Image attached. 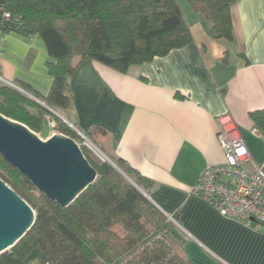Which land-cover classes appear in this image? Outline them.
Here are the masks:
<instances>
[{"label":"crops","instance_id":"0c3cea01","mask_svg":"<svg viewBox=\"0 0 264 264\" xmlns=\"http://www.w3.org/2000/svg\"><path fill=\"white\" fill-rule=\"evenodd\" d=\"M179 2L193 43L126 73L83 62L68 78L70 108L54 111L91 132L107 158L151 181L147 199L176 216L190 264H264V227L226 219L190 194L202 171L224 162L221 116L233 119L253 160L264 164V141L251 133V113L264 110V0L231 5L232 42L211 38V22ZM49 63L56 60L40 35L0 37V78L41 102L53 86Z\"/></svg>","mask_w":264,"mask_h":264},{"label":"trees","instance_id":"16d2710c","mask_svg":"<svg viewBox=\"0 0 264 264\" xmlns=\"http://www.w3.org/2000/svg\"><path fill=\"white\" fill-rule=\"evenodd\" d=\"M237 1L188 0L211 22L210 37L228 42L234 40L231 5ZM4 6L11 21L0 22V30L40 35L56 60L48 64L54 81L42 102L61 115L72 103L68 78L83 62L97 61L126 73L133 65L193 43L177 0H4ZM0 114L36 133L50 117L79 143V137L43 105L4 84H0ZM251 118L264 136V110L251 113ZM84 134L95 140L91 132ZM81 150L97 179L67 208L38 192L0 155V179L36 215L34 226L0 256V264H190L177 225L110 163ZM109 159L148 191L149 179L123 159Z\"/></svg>","mask_w":264,"mask_h":264},{"label":"water","instance_id":"95a60500","mask_svg":"<svg viewBox=\"0 0 264 264\" xmlns=\"http://www.w3.org/2000/svg\"><path fill=\"white\" fill-rule=\"evenodd\" d=\"M17 90L65 121L61 115L34 96L21 88ZM69 126L76 130L74 126ZM0 155L24 175L38 192L62 208L74 203L97 179L96 170L74 139L60 134L43 141L26 125L8 119L2 114ZM108 163L147 198L146 193L109 158ZM168 217L173 220L172 216ZM35 221L34 210L0 179V256L16 246L31 230Z\"/></svg>","mask_w":264,"mask_h":264},{"label":"built area","instance_id":"2783aa9c","mask_svg":"<svg viewBox=\"0 0 264 264\" xmlns=\"http://www.w3.org/2000/svg\"><path fill=\"white\" fill-rule=\"evenodd\" d=\"M10 21L11 15L5 9L4 0H0V22ZM3 35L5 34L0 30V37ZM0 81L4 85L19 88L1 78ZM47 121L52 131L57 129L54 120L48 117ZM218 124L217 140L224 153V162L202 171L196 184L190 189V194L204 200L226 219L238 221L250 228L264 227V164L253 160L229 115L219 117ZM251 133L264 141V136L257 127ZM84 139L87 145L91 144L86 137Z\"/></svg>","mask_w":264,"mask_h":264},{"label":"rangeland","instance_id":"374dc122","mask_svg":"<svg viewBox=\"0 0 264 264\" xmlns=\"http://www.w3.org/2000/svg\"><path fill=\"white\" fill-rule=\"evenodd\" d=\"M179 5L181 6L179 0H177ZM181 2H183V0H180ZM185 1V0H184ZM0 84H2V82L0 81ZM51 113V117H56L58 118L64 125H66L69 129H71L72 132H74L78 137H79V145L80 147H82L84 149V151L98 159H100L101 161H105V162H108V159L105 157L104 154H102L100 152V148L96 146L97 142L95 143V140L92 138H88L87 136H82L81 134H79L77 132V130H74L71 126H69V124H67L65 121H63L61 118H59L58 116H56L54 113ZM58 126V125H57ZM35 134H37V136L39 138H41L43 141H46L48 140L49 138H51L53 135H65L64 133L61 132V130H59V128L57 127L56 130L52 131L50 126H49V123L48 121L45 119L43 122H42V126H41V131L36 133L34 132ZM85 135V134H84ZM84 137H86L90 142L91 144H88L90 146L87 145V141L86 139H84ZM99 144V143H98ZM171 220V219H170ZM172 222L175 223V225H177L176 221H173L171 220ZM177 227L179 228V226L177 225ZM179 230L181 231V229L179 228ZM182 233V231H181ZM183 234V233H182Z\"/></svg>","mask_w":264,"mask_h":264}]
</instances>
